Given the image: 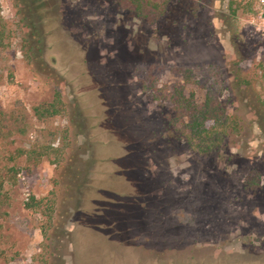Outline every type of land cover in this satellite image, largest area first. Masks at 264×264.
<instances>
[{
  "label": "rangeland",
  "instance_id": "1",
  "mask_svg": "<svg viewBox=\"0 0 264 264\" xmlns=\"http://www.w3.org/2000/svg\"><path fill=\"white\" fill-rule=\"evenodd\" d=\"M227 3L199 0L185 20L176 9L175 24L157 37L108 0H54L58 33L36 63L0 0L8 28L0 108L18 129L12 147L52 149L5 185L10 264H264V170L261 189H242L248 169L264 162V135L245 127L212 158L176 148L160 128L155 90L141 83L150 75L156 89H170L181 80L171 67L181 66L198 81L185 87L196 101L204 88L221 89L225 100L240 65L256 71L264 99L256 67L264 60V0L233 19ZM53 91L65 113L39 123L30 108ZM29 194L51 203L50 220L23 209Z\"/></svg>",
  "mask_w": 264,
  "mask_h": 264
},
{
  "label": "trees",
  "instance_id": "2",
  "mask_svg": "<svg viewBox=\"0 0 264 264\" xmlns=\"http://www.w3.org/2000/svg\"><path fill=\"white\" fill-rule=\"evenodd\" d=\"M8 4V12L15 20V27L20 41L27 47L26 59L40 63L37 54L43 51V44L48 46L49 38L58 33L55 24L54 0H4ZM108 0L116 13L127 15L147 27L150 36H161L175 24L172 13L180 9L181 17L196 15L199 0ZM251 0H228L227 11L229 19H233L237 12L246 14L250 11ZM223 21V15H216ZM8 28L0 16V52L7 48L6 39ZM55 43L57 39L55 38ZM31 43L34 45L31 46ZM241 62L243 59H240ZM240 62V61H239ZM239 62H235L237 67ZM264 79V60L256 63ZM236 81L233 83V94L225 100L220 99L219 92L204 88L202 98L196 101L192 91H186L187 85L198 86L193 78L192 70L181 66L171 67V71L179 75L181 80L173 84L170 89H156L154 78L146 77L142 86L155 90L152 94L153 103L161 110L159 118L162 133L170 134L176 148L185 147L191 153L201 158L217 157L218 154L231 143L233 139L241 138L245 127L251 129L255 125L259 133L264 135V99L255 91L257 74L243 73L239 65ZM254 74V75H253ZM145 83L147 84L145 86ZM201 89V87H199ZM237 101L238 106H234ZM33 118L42 123L55 116L65 113V105L59 91H53L49 101L40 102L30 108ZM246 113V114H245ZM248 117L246 123L243 116ZM18 134L15 122L8 113L0 108V264H10L14 254L8 245L7 237L3 234V224L6 213L2 208L10 204L5 185H14L16 176L22 171L27 173L36 167L40 160L49 156L48 147L30 145L27 147H12L14 137ZM163 136V135H161ZM241 140V139H240ZM228 142V143H227ZM264 162L250 167L242 183L244 192L255 193L261 189V176ZM44 202V198H35L29 194L23 204V209L37 212L50 220L51 203Z\"/></svg>",
  "mask_w": 264,
  "mask_h": 264
}]
</instances>
